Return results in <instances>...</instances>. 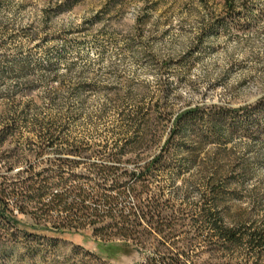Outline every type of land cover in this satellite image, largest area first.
Wrapping results in <instances>:
<instances>
[{"label":"rangeland","instance_id":"374dc122","mask_svg":"<svg viewBox=\"0 0 264 264\" xmlns=\"http://www.w3.org/2000/svg\"><path fill=\"white\" fill-rule=\"evenodd\" d=\"M235 1L240 14L219 25L226 16L225 0H0V128L8 118L21 121L24 110L27 123L3 152L18 149L37 171L62 156L81 161L55 149L39 160L33 156L39 145L31 132L34 120L52 123L55 118V129L71 142L96 151L114 147L122 139L118 112L112 109L98 119L111 93L125 96L132 91L141 99L146 92L144 103L149 106L161 83L173 84L165 100L173 121L191 109L238 112L257 107L264 102V0H250L246 7L243 0ZM48 64L68 86H95L80 96L68 95L71 90L66 88L56 104L51 102V86L25 96L12 94L35 80L36 68ZM20 66L28 67L23 75ZM255 121L248 134L239 131L229 142L205 146L197 152L196 164H189V151L198 148L194 138L175 140L171 168L155 177L150 194H163L162 203L184 219L197 203H212L204 175L217 166L229 181L218 203L230 208V215L246 211L264 221V134ZM167 139L165 134L163 142ZM83 163L75 174L88 175L91 164H107L101 158ZM26 166L24 162L8 174L1 164L0 175L16 180L15 174L24 176ZM123 167L129 174L137 171L134 163ZM12 210L22 234L6 238L0 233V264H142L150 254L120 239L103 240L90 228L45 231L35 227L30 215ZM198 249L191 254L195 262L208 261L210 256Z\"/></svg>","mask_w":264,"mask_h":264},{"label":"trees","instance_id":"16d2710c","mask_svg":"<svg viewBox=\"0 0 264 264\" xmlns=\"http://www.w3.org/2000/svg\"><path fill=\"white\" fill-rule=\"evenodd\" d=\"M249 1L243 0V6ZM225 10L226 16L219 19V25L224 24L228 16L240 14L235 0H225ZM27 69L20 66L18 72L23 75ZM35 71L39 73L35 80L19 85L12 93L14 96H25L30 90L51 86L54 90L49 93L54 96L51 102L56 104V98L63 95L66 88L71 90L68 95L80 96L83 90L95 86L88 83L66 85V78L60 77L52 64ZM172 86V83H161L158 96L149 106L144 103L146 92L141 99L132 91L125 96L120 92L111 93L112 98L98 117L105 119L112 109L118 112L122 139L111 148L104 146L96 151L88 144L65 139L62 131L55 129L58 118L52 123L35 119V129L31 131L39 141L35 158L39 160L51 149L60 155L81 158L76 161L58 157L48 162L42 171L27 162L29 157L19 156L18 149L3 152L7 144L16 140L22 125H27L25 110L21 113V121L8 118L0 128V165L3 164L8 174L18 170L24 162L27 166L24 176L21 171L15 174L16 180L0 175L2 236L22 234L12 210L16 208L18 215H30L35 227L45 231L60 234L90 228L103 240L114 238L130 242L150 252L142 264H264V221H258L246 211L230 215V208L218 203L225 198L229 182L219 167L216 166L210 176L204 175V186L212 203H197L184 219L174 216L173 206L162 203L163 194H150L156 185L155 177L171 168L170 159L177 152L173 147L175 140L194 138L198 148L189 151V164H196L197 152L211 142H229L239 131L248 134L257 122L255 119L264 134V116L261 117L264 102L238 112L191 109L173 121L172 111L167 109L165 102ZM165 134L168 139L163 142ZM93 158H101L107 164H91L88 175L75 174L83 162ZM125 163H134L137 171L127 173L123 167ZM204 173H207L205 169ZM130 198L136 203L128 204ZM168 213H172L171 216ZM28 237L38 238V235ZM51 247L54 246L51 244ZM198 248H203L202 255L210 256L208 261L195 262L191 254Z\"/></svg>","mask_w":264,"mask_h":264}]
</instances>
